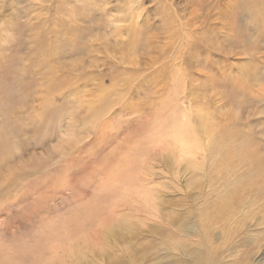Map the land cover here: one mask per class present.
<instances>
[{"label":"rangeland","instance_id":"rangeland-1","mask_svg":"<svg viewBox=\"0 0 264 264\" xmlns=\"http://www.w3.org/2000/svg\"><path fill=\"white\" fill-rule=\"evenodd\" d=\"M40 60L58 78L54 125L38 138L42 88L39 96L28 86L37 97L29 105L12 110L11 100L39 76L30 62ZM0 69V128L19 141L0 167V264H264V192L257 200V177L221 150L264 165V0H0ZM101 120L119 136L98 151ZM183 120L193 155L175 139ZM132 138L142 142L134 150ZM51 152L55 166L73 161L67 182L24 168ZM115 153L130 159L114 172L124 180L111 185L106 173L109 185L90 183ZM12 168L30 173L13 177ZM76 215L108 219L85 223L72 252L42 250L68 248L63 231L59 242L51 232Z\"/></svg>","mask_w":264,"mask_h":264},{"label":"bare ground","instance_id":"bare-ground-1","mask_svg":"<svg viewBox=\"0 0 264 264\" xmlns=\"http://www.w3.org/2000/svg\"><path fill=\"white\" fill-rule=\"evenodd\" d=\"M139 2V1H138ZM177 4V3H176ZM74 7V6H73ZM55 8V7H54ZM246 10V9H245ZM248 11V10H247ZM251 11L252 12H254V13H256V12H259V8H256V7H254V6H252V9H251ZM249 12V11H248ZM257 15V14H256ZM193 16V15H192ZM72 17V16H71ZM253 17H254V14H253ZM198 18V17H197ZM254 20H257L255 23H258L259 22V19H254ZM52 21V20H51ZM199 22V21H198ZM238 22V21H237ZM229 31V30H228ZM40 54V53H39ZM45 55V54H44ZM42 56H43V54H42ZM37 61V60H36ZM41 61V60H40ZM30 62V63H33V67L34 66H36L35 67V69L36 70H39V76H37L35 79H34V74L33 75H30L29 77L31 78V80L29 81V83L27 82V83H25V84H23V86H22V88H21V86H20V88H17L18 90L16 91L17 93V95H18V97H17V95H16V97H17V99H14V98H12V100L11 101H13L14 102V104L13 105H11V109L12 110H16V109H18V107H17V105H19V104H24V105H29L30 104V101L31 100H33V97L35 96V98H37L36 97V95L35 94H33V93H31L32 94V96H31V94L29 95L28 94V91H29V87L28 86H30L31 88H32V91L33 92H37L36 94H38L39 96H40V93H42L41 92V88H42V91H43V96H41V99L39 100V102H40V104H41V107H42V111H41V113H43L41 116H43V120H42V118L40 117V115H38L37 114V117H39V119L41 120L40 121V126H38V127H41V124L43 123V121L45 122L44 124H43V130H42V128H41V130L39 129V128H37V130H38V134H37V137L38 138H40L39 136H40V133H41V131H43V132H46V134H47V131L49 130V128L51 127V126H53L54 124H52L51 125V123L50 122H52L53 121V119H55V115H54V108H53V102H52V104H51V98H49V93H50V91H53V89H55V86H56V80H57V78L58 77H56L57 76V72H58V70L56 69V70H54L55 69V64H46L47 62ZM29 63V64H30ZM14 64H17V62H15ZM24 64V63H23ZM81 65V64H80ZM31 66V65H30ZM19 67V66H18ZM45 67V69H42V68H44ZM1 70V69H0ZM20 70H22V69H20ZM34 70V69H33ZM28 71V70H27ZM27 71H25V73L27 72ZM35 73V72H34ZM37 74V73H36ZM36 74H35V76H36ZM18 75V74H17ZM1 77V76H0ZM55 77H56V79H55ZM43 79H45V80H43ZM16 80H17V82H19V79L18 78H16ZM35 81V82H34ZM37 81H38V83H40V82H42L41 84H38L37 83ZM71 81V80H70ZM32 82H34V84L32 83ZM20 83V82H19ZM66 83V82H65ZM42 86V87H41ZM104 87V86H103ZM135 87V86H134ZM97 90V89H96ZM100 90V89H99ZM19 91L22 93V92H25V95H23L22 96V94L20 95V93H19ZM103 92H105L104 90H103ZM170 92V91H169ZM103 94V93H102ZM121 99V98H120ZM103 100H104V98H103ZM32 102V101H31ZM11 103V102H10ZM109 104V103H108ZM113 104V103H112ZM52 105V106H51ZM94 105V104H93ZM98 105L99 106H102V105H100V104H98L97 103V107L96 108H98ZM15 106V107H14ZM31 106V105H30ZM111 106V105H110ZM13 107V108H12ZM27 108H28V106H26ZM93 107H95V106H93ZM96 108H95V110L93 109V112L92 113H94L95 111H96ZM100 108V107H99ZM102 110H103V108H101ZM100 109V110H101ZM106 109V108H105ZM104 109V110H105ZM108 109V108H107ZM103 110V111H104ZM124 110V109H123ZM106 111V110H105ZM110 112V111H109ZM88 113V112H87ZM127 113V112H126ZM96 113H94V115H95ZM116 114V113H115ZM93 117V116H92ZM109 117V116H108ZM144 117V116H143ZM107 118V117H106ZM90 119H92V118H90ZM108 119V118H107ZM111 119H113V118H111ZM164 120V119H163ZM182 120V119H181ZM101 121H103V120H101ZM100 121V122H101ZM132 121H133V119H132ZM144 121V120H143ZM184 121V120H183ZM99 122V123H100ZM103 122H105V121H103ZM103 122H101V123H103ZM120 122V121H119ZM118 122V123H119ZM134 122V121H133ZM136 122H138V121H136ZM188 122V120H186V122L184 121V123L183 122H179L180 124H181V126L180 127H177V130H179V129H181L182 130V132H180V138L178 139L177 137L175 138V139H177V140H179L180 141V146H181V149H182V151H189L190 153H192V155H193V153L195 152V149H196V147H197V145H195V144H193V143H190V142H192V137H191V139H186V137H188V135H192L193 134V132H192V134H188L187 135V133H190L189 132V130H188V128L191 130V128H193V127H191L189 124H187L188 126H186L185 127V123H187ZM100 123V125H99V127H97V131L95 132V130H94V132L93 133H96V138H94L95 139V143L94 142H92L93 144H95V147H94V149H97L98 151L100 150V149H102V147H103V145H104V143H105V141L106 140H111V139H115L116 137H118L119 135H117L115 138H114V131H112L113 129H111V128H113V127H111L110 128V123H111V121H110V123H108V122H105V124H101ZM122 123V122H121ZM189 123V122H188ZM112 125V124H111ZM124 125V124H123ZM47 126H49V127H47ZM85 126H86V124H85ZM89 126V125H88ZM96 126H97V124H96ZM116 126H117V124H116ZM10 126L9 125H6V124H4V128H0V167L1 168H3V167H5V165H7V163H6V161H9L10 159H11V156L12 155H14V152H13V149H14V147L17 145V143L19 142V141H17V140H13V139H11L10 137L8 138V135H7V132H8V130L7 131H5V129H8ZM133 127V126H132ZM143 127V126H142ZM166 127H168L167 126V124H166ZM182 127V128H181ZM85 127H83V129H84ZM120 128H122V126H120ZM154 127H152V123L150 122V124L149 125H145V127H144V130H145V132L146 131H149L150 132V130H152ZM164 128V127H163ZM52 129V128H51ZM143 129V128H142ZM158 128H156L155 127V130H157ZM169 129V128H168ZM130 130H131V132H133L135 129L134 128H130ZM52 131H54V130H52ZM87 131V130H86ZM90 131V130H89ZM89 131H87L88 133H91V131L89 132ZM142 131V130H141ZM157 131H160V130H157ZM156 131V132H157ZM162 131V130H161ZM191 131H193V130H191ZM57 132V131H56ZM144 132V131H143ZM163 132V131H162ZM142 133V132H141ZM161 133V132H160ZM42 134V133H41ZM45 134V135H46ZM55 134V133H54ZM143 134H145V133H143ZM163 134V133H162ZM239 134V133H238ZM44 135V134H43ZM51 135H53V134H51ZM92 135V134H91ZM140 135V134H139ZM104 136V137H103ZM142 136H144V135H142ZM173 136L175 137L176 136V134L175 133H173ZM239 136V135H238ZM93 137V136H92ZM131 137V136H130ZM137 137V136H136ZM136 137H135V139H136ZM44 138H46V137H44ZM88 138V137H87ZM162 138H163V136H162ZM161 138V139H162ZM42 139V138H41ZM53 139V138H52ZM91 139V138H90ZM93 139V138H92ZM134 138H132V140H127V142L129 143V146H127V144H126V148L127 149H130V150H134L135 149V146L136 147H138L139 145L138 144H142V142L140 141V142H138V141H136ZM174 139V138H173ZM43 140V139H42ZM48 140V139H47ZM182 140H184V141H188L187 142V144H185V143H183V141ZM66 141V140H65ZM182 141V142H181ZM23 142V141H22ZM91 143V142H90ZM188 143H189V145H188ZM89 143H87V145H88ZM190 144H192V145H190ZM42 144H41V141L39 140V146H41ZM87 145H85V146H87ZM156 145V144H155ZM38 146V145H37ZM142 145H140V147H141ZM160 146V145H159ZM17 147V146H16ZM168 148H169V146H167ZM20 148V147H19ZM83 148V147H82ZM86 148V147H85ZM119 148V147H118ZM117 148V149H118ZM164 148V147H163ZM223 148H225V151L227 152L226 154H229V156H230V154L231 155H233V157H234V155H235V159H237V160H239L238 162H243V164H244V166H245V170H244V175H246L245 177L247 178V179H249L250 177H254V176H256L257 177V179L259 180V182H260V184L258 185V187L257 186H254V184H250V187H254L250 192H252L254 195L253 196H255V198L258 200V199H261V193L262 192H264V185H263V183L262 182H264V165L263 164H261V163H259L258 161H259V159L257 158V157H255V156H253L252 155V157L250 158V157H244V154H242L241 152L239 153H232L231 151H229L228 150V148L226 147V146H224V147H222L221 148V150H223ZM18 149V148H17ZM139 149V148H138ZM145 149H146V147H145ZM171 149V148H170ZM238 149V148H237ZM85 150V149H84ZM92 150V149H91ZM91 150H89L90 152H94L93 153V155L92 156H94L93 157V159H94V161H95V151H91ZM119 150V149H118ZM155 150V149H154ZM88 150H87V152L88 153H90ZM102 151V150H101ZM24 152V151H23ZM22 152V153H23ZM21 153V154H22ZM140 153V152H139ZM63 154H64V152H63ZM92 154V153H91ZM143 154V153H142ZM221 154V153H220ZM86 155H88L87 153H86ZM114 155H116V153L114 154ZM133 155V154H132ZM148 155V154H147ZM222 155V154H221ZM21 156V155H20ZM117 156V155H116ZM126 155L124 154V153H122V155H118L117 157H115L114 158V160H111V162H112V164H111V167H110V169L109 170H107L108 168L106 167V168H104V166L103 167H99V169H97L95 172H94V175L92 176V178H90V179H88V181H90V183H92L93 182V178L94 177H96V179L99 181V182H101V183H103V184H105V181H107L108 182V180L107 179H105V177H106V175L108 174L110 177H112V182H111V185L112 184H114L115 183V181L119 178H121L122 176H120L121 175V173H114L115 171H117L118 170V167L120 166V167H125L124 166V164H125V160H130V159H127L126 157H125ZM15 157V156H14ZM48 157H50V158H48ZM54 157V153L53 152H51L50 154H49V156H47L45 159L46 160H40L39 162H37V159H36V161H34L32 164H29V166H27V167H24V168H28V169H30L31 170V172L33 171V169L34 170H39V171H43V170H47V172L45 173V171H44V173H45V177H44V179L45 180H47V182H50V181H53L54 179H55V177L57 176V178L59 179V178H61L62 179V181H64V182H67L66 181V176H68V170H70L72 167H73V161L72 160H67L66 161V163H63L62 165H60V166H55L54 165V162H51V158H53ZM132 157H135V156H132ZM137 157V156H136ZM18 158V157H17ZM48 158V159H47ZM224 158V157H223ZM14 160H15V158H14ZM132 160V159H131ZM142 160V159H141ZM144 160V159H143ZM91 161H92V159H90L85 165H86V167L87 168H89L90 167V164H91ZM137 161H139V160H137ZM145 161V160H144ZM222 161V160H221ZM146 162V161H145ZM108 163V162H107ZM131 163V162H130ZM136 163V162H135ZM127 164H129V163H127ZM127 164H125V165H127ZM148 164V163H147ZM130 165V164H129ZM144 165H146V163L144 164ZM69 166H72V167H69ZM108 166H110V165H108ZM115 166V167H114ZM148 166V165H147ZM12 167V166H11ZM112 167H114V170H112ZM24 168H22V169H20L19 171V173L18 174H20V175H22V178H23V175H26V174H28V173H30V171H25L24 170ZM67 168H69V169H67ZM82 168H83V166H82ZM132 168V167H131ZM130 167H129V169H131ZM148 168V167H147ZM233 168V167H232ZM142 169H143V167H142ZM10 170V169H9ZM107 170V171H106ZM111 170L113 171L112 173H111ZM120 170V169H119ZM11 172H9L11 175L10 176H13V177H17L18 176V174H14L15 173V169H11L10 170ZM18 171V170H17ZM73 171V170H72ZM106 171V172H105ZM123 171V170H122ZM126 171H127V169H126ZM130 171V170H129ZM142 171V170H141ZM145 171V170H144ZM105 172V173H104ZM65 173H66V175H65ZM107 173V174H106ZM109 173H111V174H109ZM127 172H125V174H126ZM124 174V173H123ZM242 174V173H241ZM0 175H1V173H0ZM127 175V174H126ZM125 175V176H126ZM27 176V175H26ZM29 176V175H28ZM120 176V177H119ZM124 177V176H123ZM127 177H128V175H127ZM239 177H241V176H239ZM21 177H20V179H22ZM107 178V177H106ZM26 179V178H25ZM32 179V178H31ZM34 179V178H33ZM77 179V178H76ZM76 179H71V185L72 186H70V187H68L67 189H70L71 190V194L69 195L70 196V198H76L77 197V195L76 194H74V193H76L77 192V185H78V183H77V181H76ZM121 179H123L124 180V178H121ZM149 179V178H148ZM244 179V178H243ZM17 180V179H16ZM23 180V179H22ZM21 180V181H22ZM42 180V179H41ZM110 180V179H109ZM20 181V180H19ZM18 181V182H19ZM34 181V180H33ZM141 181V180H140ZM146 181H147V179H146ZM150 181V180H149ZM254 181V180H253ZM14 182V181H13ZM12 182V183H13ZM31 182V181H30ZM120 182V181H119ZM245 182H251V181H249V180H246ZM11 183V182H10ZM89 182H83V184L82 185H87L88 184V186H89V184H90ZM7 184V183H6ZM37 183H35V185H36ZM107 184V183H106ZM121 184H123L122 186H126L127 184H126V182L124 181V182H122ZM142 184V183H141ZM148 184V183H147ZM146 184V185H147ZM149 184H151V183H149ZM257 184V183H256ZM61 185H62V183H61ZM108 185H109V182H108ZM115 185V184H114ZM118 185V184H117ZM6 186H8V184L6 185ZM38 186V185H37ZM143 186V185H142ZM39 187V186H38ZM8 188V187H7ZM7 188H5V189H7ZM118 189V188H117ZM149 189H150V187H149ZM15 190V189H14ZM88 190V189H87ZM85 191L82 195H88L89 193H88V191ZM146 190V189H145ZM33 191V190H32ZM32 191H31V194H32ZM36 191H38V190H36ZM144 191V190H143ZM149 191V190H148ZM22 193H23V191H22ZM30 194V195H31ZM92 194V193H91ZM95 194V193H94ZM113 195L115 194V193H112ZM23 195H24V193H23ZM27 196V195H26ZM115 196H116V194H115ZM35 198V197H34ZM115 198V197H114ZM113 199V198H112ZM32 200V199H31ZM254 200V199H253ZM89 204V208H95L96 207V205L94 204H92L91 205V203L89 202L88 203ZM118 205V203H115V204H112V205ZM2 205V204H1ZM5 205V204H4ZM264 207V206H263ZM5 208V207H4ZM229 211H227V214H231V212H232V210L229 208L228 209ZM108 219V217H104L103 218V220L100 218V219H93V218H91V217H87V218H85L84 219V221L83 222H80L81 220H82V217L81 216H78V215H76V216H73V217H71L70 219H68V220H66V221H63L61 224H60V226H58L57 228H56V230L54 231V232H51V234H52V237L51 238H53V240H56L57 242H59V239H60V232L61 231H63L64 232V240H65V242H66V244L68 245V248H61L60 247V245L58 244V243H56L54 246H50L49 248L48 247H43L42 248V250H47V249H50L51 251H58V250H60V249H62L64 252L66 251V250H68V251H70V252H72V250L75 248V242H74V240H79V241H81L82 242V239H81V237H80V234L83 232V230H84V228H85V223H92L93 221H95L94 222V226L92 227V228H96V226L98 225L97 223H100V224H102V223H105V221ZM105 225V224H104ZM191 225V227H193L192 226V224H190ZM195 227V226H194ZM194 227H193V229H194ZM99 228H98V230H97V232H99ZM192 230V229H191ZM89 232V231H88ZM48 233V232H47ZM50 233V232H49ZM90 233V235L92 236V233L91 232H89ZM72 235H73V237H72ZM46 237H47V235H45ZM72 238V239H71ZM52 240V239H51ZM24 248V247H23ZM21 255L22 256H25V252L24 251H22L21 252Z\"/></svg>","mask_w":264,"mask_h":264}]
</instances>
